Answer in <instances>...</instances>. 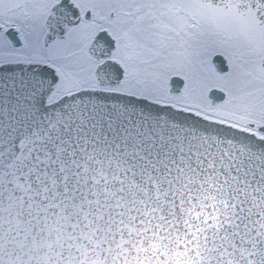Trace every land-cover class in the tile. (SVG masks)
<instances>
[{"label": "snow or ice", "instance_id": "1", "mask_svg": "<svg viewBox=\"0 0 264 264\" xmlns=\"http://www.w3.org/2000/svg\"><path fill=\"white\" fill-rule=\"evenodd\" d=\"M0 264H264V0H0Z\"/></svg>", "mask_w": 264, "mask_h": 264}]
</instances>
